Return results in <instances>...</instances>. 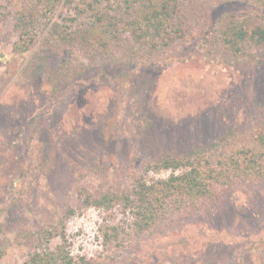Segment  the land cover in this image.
I'll list each match as a JSON object with an SVG mask.
<instances>
[{"label": "rangeland", "instance_id": "374dc122", "mask_svg": "<svg viewBox=\"0 0 264 264\" xmlns=\"http://www.w3.org/2000/svg\"><path fill=\"white\" fill-rule=\"evenodd\" d=\"M193 1L213 31L231 17L249 30L264 26L263 0ZM22 8L21 0H0V264H23L46 246L91 264H264V182L237 183L210 213L119 246L107 245L105 233L124 217L123 227L131 224L121 203L95 208L80 200L127 191L147 163L167 155L213 156L247 138L261 151L254 134L264 130V46L251 66L203 60L191 47L147 64L125 58L122 48L132 46L125 31L108 42L121 55L109 59L104 46L92 52L96 26L68 51L43 39L53 20L69 15L65 4L24 42L15 23ZM104 248L111 249L105 257Z\"/></svg>", "mask_w": 264, "mask_h": 264}, {"label": "trees", "instance_id": "16d2710c", "mask_svg": "<svg viewBox=\"0 0 264 264\" xmlns=\"http://www.w3.org/2000/svg\"><path fill=\"white\" fill-rule=\"evenodd\" d=\"M21 1L23 8L15 16V23L19 39L24 40L26 36L29 38L26 39L28 42L34 36L31 31L42 32L40 29L44 26V20H47L46 23L52 20L58 6L65 4L70 8L69 15L61 21L53 20L52 30L43 35V39L62 41L67 51L72 48L76 39L87 36L90 38L92 33L87 29L89 26H96L100 31L94 37L93 44L96 47L92 52H100V48L104 46L102 54L109 59H116L121 55L111 50L108 42L111 38V41L119 39L120 34L127 31L130 33L127 38L132 46L128 51L122 48V53L127 55L125 58H135L134 60L147 64L153 60L162 61L187 47L194 48L196 54L203 53V60L208 57L219 62L230 57L250 66L256 60V64L263 60V55H256L255 49L264 46V26L257 25L249 30L244 19L231 17L230 20L228 18L227 25L213 31V24L208 20L205 7H197L193 0ZM83 14L84 20L77 22L78 17ZM0 16H4V13ZM19 43L16 42L14 46L16 50L23 48ZM44 54L47 52L44 51ZM64 61L67 65L70 62L69 58L63 59ZM254 135L262 148L259 152L247 147V138L230 150L224 145L218 150L215 148L216 154L213 156L206 152L205 155L197 153L185 159L167 155L147 163L139 175L133 177L127 191L104 193L100 197L82 194L81 203L85 207L95 208H110L118 201L121 203L131 224L123 227L127 221L124 217L122 222L113 225L110 232L105 233L107 245L113 243L115 246L126 245L125 239L129 236L140 238L144 232L168 228L186 218L190 220L195 214L201 216L207 211L210 213L211 206L237 183L252 186L264 182V130L255 132ZM161 171H168V175L163 178L153 176ZM66 210L68 216L75 213L71 207ZM47 232L50 234L51 231ZM110 250L104 248L103 257ZM23 264L91 262L84 258L77 259L69 250L51 251L46 246L30 251Z\"/></svg>", "mask_w": 264, "mask_h": 264}]
</instances>
